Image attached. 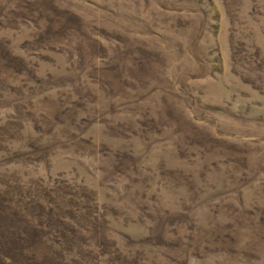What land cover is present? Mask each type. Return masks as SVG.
Returning <instances> with one entry per match:
<instances>
[{
    "label": "rangeland",
    "instance_id": "1",
    "mask_svg": "<svg viewBox=\"0 0 264 264\" xmlns=\"http://www.w3.org/2000/svg\"><path fill=\"white\" fill-rule=\"evenodd\" d=\"M0 264H264V0H0Z\"/></svg>",
    "mask_w": 264,
    "mask_h": 264
}]
</instances>
